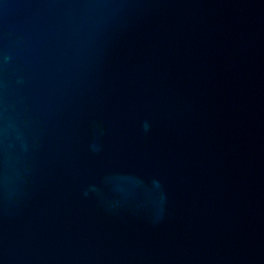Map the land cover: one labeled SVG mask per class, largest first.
<instances>
[{
    "label": "water",
    "instance_id": "water-1",
    "mask_svg": "<svg viewBox=\"0 0 264 264\" xmlns=\"http://www.w3.org/2000/svg\"><path fill=\"white\" fill-rule=\"evenodd\" d=\"M0 264H264V0H0Z\"/></svg>",
    "mask_w": 264,
    "mask_h": 264
}]
</instances>
